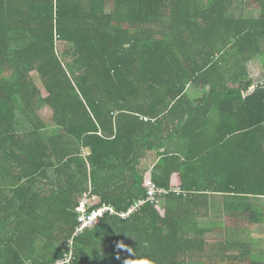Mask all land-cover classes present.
<instances>
[{"label":"trees","instance_id":"1","mask_svg":"<svg viewBox=\"0 0 264 264\" xmlns=\"http://www.w3.org/2000/svg\"><path fill=\"white\" fill-rule=\"evenodd\" d=\"M257 54L264 0H0V264H264L198 221H264ZM88 198L118 213L76 234Z\"/></svg>","mask_w":264,"mask_h":264},{"label":"rangeland","instance_id":"2","mask_svg":"<svg viewBox=\"0 0 264 264\" xmlns=\"http://www.w3.org/2000/svg\"><path fill=\"white\" fill-rule=\"evenodd\" d=\"M111 9H112V5L108 4L107 10L109 11ZM235 14H236V16L239 17V16H241L242 12H240L238 10L235 12ZM246 15L247 16H251V15L259 16L260 10H259V8L252 7L251 9H247ZM61 49H63L62 44H61ZM247 68H248V71L250 72L252 78L255 81L263 79L264 78V56L259 55V54L251 56L247 62ZM32 76H33L34 81L37 83V85L42 89L43 94H45L46 91L42 87L40 76L37 74L36 71L32 72ZM196 88H197L196 86L190 85L187 88V93L191 95L193 92L197 91ZM203 92H204L203 89L201 91H199V93H201V95L203 94ZM201 95H199V96H201ZM193 97H196V95H194ZM42 113H43V115H45L48 118L51 117V111L49 110L48 107H44L42 109ZM88 153H89V150L85 149L84 154L86 155ZM152 153H153L152 156L147 154V156L143 160L144 166H150L152 168L155 166V165L152 166L151 164L153 162H157V160L154 159V157L157 156V151H152ZM261 199L264 200V198H261ZM160 200L161 199H159L158 201H160ZM219 200L221 203H223L221 196H220ZM86 201H87L88 205H91V204L94 205L97 203V200L95 198L86 199ZM262 203H264V201H262ZM205 211L206 210H204V212ZM198 221H199V225L204 226V227L211 226V225H214V226L217 225V226H223L224 227L223 232L215 231V232H211L209 234L210 239H216L215 241L227 239V240L233 241V242L234 241L245 242V241H248L251 237H253L254 240H260L264 236V221L255 225V226H252V225H250L246 215H242V214H240V215L238 214V216L237 215L235 216L234 214L229 215L223 210V207L221 210H219L217 208L211 209L210 213H205V216L202 215L198 219ZM260 243L264 245V238L262 240H260L258 245H260ZM252 260H255V259L253 258Z\"/></svg>","mask_w":264,"mask_h":264},{"label":"built area","instance_id":"3","mask_svg":"<svg viewBox=\"0 0 264 264\" xmlns=\"http://www.w3.org/2000/svg\"><path fill=\"white\" fill-rule=\"evenodd\" d=\"M173 191L180 193L182 190L180 187H176L173 189ZM168 192L169 190H167L164 187L159 186L153 180H147L146 181V197L141 200H138L128 212L120 213V216L124 218L127 217L132 211L139 208L146 202H150V203L158 202L159 198ZM92 205L93 204L88 205L87 201L83 200L81 204L77 207V210L80 212V216L78 219L80 224L76 229V234L83 231L86 228L94 227L97 223H99V216L103 215L105 212L109 211L111 213H115L114 208L110 206H103V207L98 208L97 211L95 212L87 213L88 207ZM71 255L72 254L70 253L69 255L65 257V259L58 260L54 264H69L71 260ZM27 264H31V263H27Z\"/></svg>","mask_w":264,"mask_h":264},{"label":"crops","instance_id":"4","mask_svg":"<svg viewBox=\"0 0 264 264\" xmlns=\"http://www.w3.org/2000/svg\"><path fill=\"white\" fill-rule=\"evenodd\" d=\"M251 8L252 7L250 6L248 9H251ZM196 89H197V91L193 92L190 95L191 97L194 96V95H196V96L201 95V93H199V91H201L202 89H198V88H196ZM161 115H163V114L161 113ZM145 117H148V116H145ZM148 118H150V117H148ZM170 148H171V150H174V151H176V149H178L177 146H176V143H172V142L170 143ZM152 155H153V153L151 154V156ZM154 159H155V157H154ZM155 164H156V162H153L151 165L154 166ZM227 214H229V215L234 214L235 216L236 215L238 216V213H227ZM223 231H224V229L220 230L218 232H223ZM263 238H264V236L260 240H262ZM207 240L210 241V242H212V241L217 242V241H215L216 239H210L209 235H208V239ZM225 240H227V239H225ZM260 240H254V238L251 237L248 241H245V242H246V245H247L246 247H248V249H250L252 251V256H251L252 259L254 258L257 261H264V245L261 244V243H260V245H258ZM219 241H223V240H219ZM234 242H237V241H234Z\"/></svg>","mask_w":264,"mask_h":264},{"label":"clouds","instance_id":"5","mask_svg":"<svg viewBox=\"0 0 264 264\" xmlns=\"http://www.w3.org/2000/svg\"><path fill=\"white\" fill-rule=\"evenodd\" d=\"M140 118L143 119L144 121H148V120L150 119V118L145 117V116H140ZM176 187H179V186H176ZM176 187H175V188H176ZM88 199H91V198H88ZM142 199H143V198H142ZM159 199H160V198H159ZM84 200H86V199H84ZM139 200H141V199H139ZM137 201H138V200H136V201L134 202V204L131 206V208L135 205V203H136ZM81 202H82V201H81ZM158 202H159V201H158ZM146 203H147V202H146ZM80 204H81V203H80ZM144 204H145V203H144ZM144 204H143V205H144ZM92 206H93V205H92ZM92 206H89V207H88L87 213H92V212L97 211V209H96V210H94V211H90V212H89V208L92 207ZM140 207H141V206H140ZM140 207H139V208H140ZM131 208H130V209H131ZM139 208H137V209H139ZM130 209H129V210H130ZM137 209H135L134 211H136ZM129 210H128V211H129ZM128 211H126V212H128ZM134 211H132V212H134ZM126 212H124V213H126ZM132 212H131V213H132ZM105 213H106V212H105ZM105 213H104V214H105ZM116 213H118V212H115V214H116ZM120 213H122V212H119V215H120ZM104 214H103V215H104ZM103 215H100V216H99V221H100V218L103 217ZM129 215H130V214H129ZM129 215H128V216H129ZM97 224H98V223H97ZM97 224H96V225H97ZM91 228H92V227H91ZM72 249H73V248H71V250H72ZM70 253L72 254V251H71ZM70 253H69V254H70ZM64 259H65V258H64ZM60 260H62V259H60Z\"/></svg>","mask_w":264,"mask_h":264}]
</instances>
